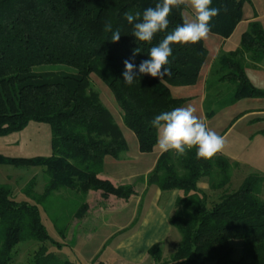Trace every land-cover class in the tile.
<instances>
[{"label":"trees","instance_id":"obj_1","mask_svg":"<svg viewBox=\"0 0 264 264\" xmlns=\"http://www.w3.org/2000/svg\"><path fill=\"white\" fill-rule=\"evenodd\" d=\"M244 0H212L219 15L211 21V34L229 38L241 22ZM161 0H0V136L23 130L30 122L50 128L51 155L10 158L0 154V165L42 167L46 176L43 193L34 194L29 181L25 194L36 204L16 201L8 185L0 184V264H13L15 247L26 241L41 244L32 264H77L59 259L43 243L50 239L37 204L52 193L66 189L82 195V203L71 216L82 220L87 213L89 192L102 198L128 200L135 186H156L160 191L178 190L168 223L180 234V242L163 264H264V175L249 173L235 191L225 188L239 168L220 153L211 160L195 158V149L179 157L169 151L159 154L154 167L132 183L113 185L100 178L104 158L120 159L127 142L110 111L91 88L90 75L98 77L110 90L121 111V120L136 137L140 153L156 146V131L150 126L155 115L182 106L187 99L171 96V87L195 85L208 51L204 41L195 45H172L170 75L164 79L139 74L132 85L123 81L124 61L134 57L138 66L178 24L185 10L173 9L169 28L158 33L151 44L136 41L126 11L143 13ZM108 23L119 29L121 38L111 42L104 31ZM43 65H65L72 72H38ZM264 65V26L255 18L241 34L238 48L219 53L209 77L233 86L231 106L243 98L264 97L246 76L247 67ZM208 77V78H209ZM203 110L206 118L214 112ZM207 180L211 200L198 187ZM64 238L65 233L59 232ZM234 243L240 257L233 259ZM158 245L148 250L153 262L160 263ZM99 264H103L99 262Z\"/></svg>","mask_w":264,"mask_h":264},{"label":"rangeland","instance_id":"obj_2","mask_svg":"<svg viewBox=\"0 0 264 264\" xmlns=\"http://www.w3.org/2000/svg\"><path fill=\"white\" fill-rule=\"evenodd\" d=\"M241 22L237 25L230 39L223 43L221 37L209 34L204 41V45L208 51V56L203 72L210 63L211 59L217 54L220 47L226 49L235 47L238 43L241 33L247 29L248 22L256 18L257 21L264 26V0H244L241 9ZM191 10L185 9L183 16H191ZM236 43V44H235ZM38 72H72L73 68L65 65H43L36 68ZM252 84L257 90L264 91V73L249 71ZM254 75V76H253ZM216 76L208 78L207 82V101L205 107L212 110L214 114L211 118H205L204 110L200 108L197 98L193 101L185 103L197 109V115L206 120L208 125L217 133L225 137L226 145L223 153L229 158H236L240 163V167L234 170L229 185L225 188L228 192L235 191L241 184L244 177L251 172L264 174V97L243 98L231 106L225 107L232 97L233 86L230 83H218ZM91 88L99 94L101 102L112 114L115 123L119 126L124 139L127 142L128 154L124 153L121 159L128 156L132 162L136 164L135 171L144 173L147 165H150L155 154L158 152L157 145L151 154L140 157L138 151V143L135 135L121 120V111L118 108L112 93L108 87L94 74L90 75ZM198 89H190V95L195 96ZM52 153L50 146V128L45 123L30 122L23 130L0 136V154L10 158H33L48 157ZM146 161V165L144 162ZM42 167H15L10 165H0V184L8 185L12 192V198L16 201H26L30 204H36L32 197L25 194L26 187L30 180L33 182L34 194L43 193L46 176ZM124 184L132 183V180H125ZM204 187L209 198L215 200L219 196V192L211 191L207 180H201L198 186ZM154 190L155 187H153ZM161 196L162 205L166 204L169 197L176 193L182 195L178 190L158 191ZM261 199H264V185L261 187ZM94 194L92 197H86L87 208L90 210L88 217L82 220H73L72 214L77 210L79 204L82 203V195L68 191L66 189L54 192L41 204H37L40 211L41 220L49 234L50 239L43 243V246L51 253H54L59 259L68 260L77 264H163L167 261L176 246L180 242V234L172 228L163 215L169 213V206L160 213L158 220V232L153 234L152 239L155 242L149 243L144 234L135 233L138 212L132 205L119 215V218L125 222L126 231L114 235V224H111L113 217L109 213L99 215L98 210L108 209V207H116L115 202L106 201ZM116 200V199H115ZM112 204L113 206H108ZM105 205V206H104ZM162 207V206H161ZM139 210V206L137 207ZM174 205L171 208L173 213ZM108 211V210H107ZM135 212L132 217L130 213ZM87 214V213H86ZM120 220V221H121ZM122 222V223H123ZM129 226V228H128ZM134 227L132 230L131 228ZM59 232H64L63 238ZM113 236V237H112ZM112 237V238H111ZM134 237V239H131ZM151 239V238H150ZM122 240H132V250L138 254L136 258L141 259L138 262L132 258H126L127 249H123L118 245ZM152 240V241H154ZM149 243V244H147ZM158 245L161 251L160 263L152 261L151 257L145 252L142 255L143 245ZM38 244L33 241H26L18 244L14 249L13 264H32L34 253L38 250ZM142 246V247H141ZM233 259L240 257V248L238 243H234ZM140 252V253H139ZM143 257H142V256Z\"/></svg>","mask_w":264,"mask_h":264},{"label":"clouds","instance_id":"obj_3","mask_svg":"<svg viewBox=\"0 0 264 264\" xmlns=\"http://www.w3.org/2000/svg\"><path fill=\"white\" fill-rule=\"evenodd\" d=\"M190 9L192 15L185 16L182 23L156 45L150 48L149 58L142 60L137 66L134 57L140 49L133 50V57L124 61L123 81L132 85L139 74H147L153 78L164 79L170 75L169 57L172 56V45H195L206 40L211 32V21L220 13L218 7L212 6V0H161L154 7H148L143 13L126 11L124 18L133 25L132 35L136 41L151 44L158 33L169 28V16L173 9ZM183 14V13H182ZM104 31L111 33L110 41L115 43L121 38L119 29L113 30L108 23ZM150 126L156 131V145L161 154L173 152L179 157L186 156L195 149V158L211 160L221 153L226 145V139L214 129L206 120L197 115L195 106L174 107L170 111L155 115Z\"/></svg>","mask_w":264,"mask_h":264},{"label":"crops","instance_id":"obj_4","mask_svg":"<svg viewBox=\"0 0 264 264\" xmlns=\"http://www.w3.org/2000/svg\"><path fill=\"white\" fill-rule=\"evenodd\" d=\"M230 37L227 39H223V38H221V39H222L223 43H225L226 41H228L230 39ZM240 37H239L238 43L235 47L234 46L228 47L226 49H221L222 47H220L218 49L217 54L211 59L210 63L206 67V70L204 72H203V70L202 71L200 70L199 77H198V80H197L195 85L193 84L192 86H185V87H171L170 88L171 96H173L174 98L187 99V101L185 103H189V102L193 101V98H197L198 99L197 101L200 104V108L203 111L202 107H203V103H204V99H205L206 86H207V82H208L207 80H208L209 72L211 69L210 67L212 66V64L217 59L219 53H222V52L226 53L229 51L232 52L233 50L238 48L239 43H240ZM204 65H205V63L203 64L202 68L204 67ZM259 66L260 67H257V68L249 66L245 70L246 76L251 83H252V80H251V76H250L249 71H251L252 73L254 71L264 73V65H259ZM190 89H198L197 94L195 96L190 95L191 94V93H189ZM262 114H264V113H262ZM204 116H205V114H204ZM126 153L128 154V148H127ZM151 153H148V154H151ZM148 154L140 153V155H142L140 157H143V155H148ZM159 154H160V151L158 150V152L155 154L154 158L152 159V162H150L151 164L147 165L145 167L143 174L140 172L138 173V171H135L136 167H132V166L135 165L136 163L132 162L128 156H126V158H124V159L120 158L117 160L112 158V157L107 156L104 158L103 171L99 177L102 179L109 180L115 186H119V185L124 184L123 182H125V180H127V179L132 180V182H133L135 180V178H137L139 176L146 175L148 172H150L152 170ZM220 154L225 156L226 158H228L232 162H237L238 166L240 167V163L237 161L236 158H229V157H227V154H225L223 152H221ZM146 164L147 163L145 161L144 165H146ZM262 175H264V174H262ZM153 187H155V189L160 191L156 186H153V185L146 186L144 184L139 183L133 189V190H135L134 195H132L128 200L117 199L114 196H108L106 198V201H109V202L114 201L115 202L114 206H116V207H108V209H100V210H98V212H99V215H105V214L109 213L111 215V217H113V219L111 220L110 223L114 224V228H113V230L115 232L114 235L121 233L123 231L124 232L126 231V229H127L126 224H125V222H123L119 218V215L128 208H131V210H132V208H133L132 205H133L134 208L136 209V211L138 212L137 216L139 218V220H137V223L135 225L136 226L135 227L136 228L135 233L139 234L142 232L144 234V238L145 237L147 238L146 241L150 240L148 242L151 244H153L152 242H155V240L152 239L153 237H151V236H153V234H156L158 232V230L156 228L158 227L157 218H158L159 214L164 213V211L169 206V213L166 215H163V219L165 218L168 222V218L172 214L171 208L174 205L176 198L179 197L180 195H178L176 193L172 194V197H169L168 201H166L167 203L165 205L164 204L162 205L159 202V201H161V196H159L160 192H157V190H154ZM198 187L201 188L202 190H205L204 187H201V184ZM94 194L98 195V197L100 198L99 200L102 199V197L100 196V192H89L87 197H92V195H94ZM108 206H113V205L110 204ZM138 206H139V210H137ZM89 214H90V210L88 209L85 218L88 217ZM130 214H131L130 216L133 217L135 215V212H133V213L131 212ZM128 228H129V226H128ZM133 228L134 227H132L131 230ZM131 239H134V237H131ZM152 240H154V241H152ZM149 243H147V244H149ZM132 245H133L132 240H122L121 243L118 245V247L121 246L123 249L124 248L127 249V252L125 253L127 255L126 258H132L133 261L138 262L141 259L136 258L138 255L136 253V251H135V253L131 252ZM152 246L153 245H146V244L143 245V251H141L142 255H144L145 252L148 255V250Z\"/></svg>","mask_w":264,"mask_h":264}]
</instances>
